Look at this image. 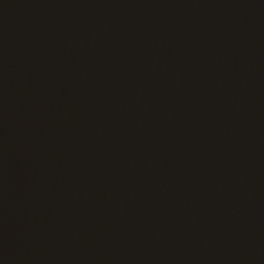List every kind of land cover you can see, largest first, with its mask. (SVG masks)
I'll list each match as a JSON object with an SVG mask.
<instances>
[{
  "label": "water",
  "instance_id": "obj_1",
  "mask_svg": "<svg viewBox=\"0 0 264 264\" xmlns=\"http://www.w3.org/2000/svg\"><path fill=\"white\" fill-rule=\"evenodd\" d=\"M0 264H264V0H0Z\"/></svg>",
  "mask_w": 264,
  "mask_h": 264
}]
</instances>
